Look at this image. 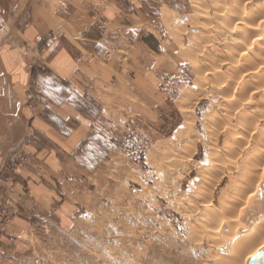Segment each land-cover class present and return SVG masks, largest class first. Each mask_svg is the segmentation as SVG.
<instances>
[{
  "label": "rangeland",
  "instance_id": "rangeland-1",
  "mask_svg": "<svg viewBox=\"0 0 264 264\" xmlns=\"http://www.w3.org/2000/svg\"><path fill=\"white\" fill-rule=\"evenodd\" d=\"M114 1L154 33L124 65L157 57L153 113L123 117L122 80L101 85L117 118L75 101L96 124L55 180L42 168L53 194L0 176V264H247L264 248V0Z\"/></svg>",
  "mask_w": 264,
  "mask_h": 264
},
{
  "label": "crops",
  "instance_id": "crops-1",
  "mask_svg": "<svg viewBox=\"0 0 264 264\" xmlns=\"http://www.w3.org/2000/svg\"><path fill=\"white\" fill-rule=\"evenodd\" d=\"M102 19L110 21L105 35L97 28ZM142 26L150 30L114 0H0V176L10 173L11 154L20 143L30 159V167L17 181L27 195L17 194L35 201L53 194L42 168L55 180L53 168L61 171L62 159L70 161L94 131L95 119L75 104L83 93L100 107V118L112 117L101 85L122 80L119 85L126 93L114 98L126 108L123 117L153 113V104L148 107L142 101H149L159 87L153 64L157 57L145 68L124 67L128 58L132 63L137 58ZM38 35L42 41L36 40ZM106 53L111 54L110 62L103 61ZM132 70L147 75L139 87L129 76ZM135 91L147 109H131L128 93ZM32 105L34 114L28 111Z\"/></svg>",
  "mask_w": 264,
  "mask_h": 264
},
{
  "label": "built area",
  "instance_id": "built-area-1",
  "mask_svg": "<svg viewBox=\"0 0 264 264\" xmlns=\"http://www.w3.org/2000/svg\"><path fill=\"white\" fill-rule=\"evenodd\" d=\"M108 21L107 19H102L101 21H99L97 28L100 30L101 33L104 34L108 33ZM36 40L42 41L43 37L41 35H38L36 36ZM105 57L107 60H109L111 58V54L106 53ZM30 109L33 110V114H34L35 106L34 105L30 106L29 110ZM22 146H24L23 143L22 144L20 143L11 154V160H12L11 163H12L13 172L19 175H21V173L27 170L26 166H27L28 153L26 152L25 148H23ZM9 178L11 177L9 176L8 179Z\"/></svg>",
  "mask_w": 264,
  "mask_h": 264
},
{
  "label": "water",
  "instance_id": "water-1",
  "mask_svg": "<svg viewBox=\"0 0 264 264\" xmlns=\"http://www.w3.org/2000/svg\"><path fill=\"white\" fill-rule=\"evenodd\" d=\"M261 195V193H258ZM229 251V249H227ZM225 251L224 248L220 249V252ZM229 253V252H228ZM247 264H264V248L254 254L248 261Z\"/></svg>",
  "mask_w": 264,
  "mask_h": 264
},
{
  "label": "trees",
  "instance_id": "trees-1",
  "mask_svg": "<svg viewBox=\"0 0 264 264\" xmlns=\"http://www.w3.org/2000/svg\"><path fill=\"white\" fill-rule=\"evenodd\" d=\"M122 1H124V2H129L128 0H122ZM81 98H82V101L85 103V102H88V104H91L92 102H91V100H90V98L85 94V93H83L82 95H81ZM93 105H95V103H92ZM97 106V105H96ZM98 108H100L99 106H97ZM81 112L83 113V114H85L82 110H81ZM86 115V114H85ZM87 117L89 118V119H92V120H94V118L95 117H91V116H88L87 115ZM88 137V136H87ZM86 137V138H87ZM86 138H85V140H86ZM85 140L83 141V143L85 142Z\"/></svg>",
  "mask_w": 264,
  "mask_h": 264
},
{
  "label": "bare ground",
  "instance_id": "bare-ground-1",
  "mask_svg": "<svg viewBox=\"0 0 264 264\" xmlns=\"http://www.w3.org/2000/svg\"><path fill=\"white\" fill-rule=\"evenodd\" d=\"M256 251H257V250H254L253 252L255 253ZM254 253H253V254H254ZM253 254H252V255H253ZM244 263H246V262H245V259H244V261H243V264H244Z\"/></svg>",
  "mask_w": 264,
  "mask_h": 264
}]
</instances>
